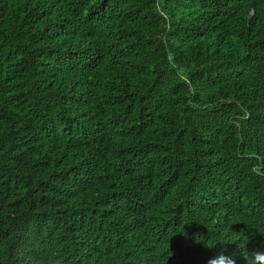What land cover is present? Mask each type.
I'll return each mask as SVG.
<instances>
[{
	"label": "trees",
	"instance_id": "trees-1",
	"mask_svg": "<svg viewBox=\"0 0 264 264\" xmlns=\"http://www.w3.org/2000/svg\"><path fill=\"white\" fill-rule=\"evenodd\" d=\"M221 251H264V0H0V264Z\"/></svg>",
	"mask_w": 264,
	"mask_h": 264
},
{
	"label": "clouds",
	"instance_id": "clouds-1",
	"mask_svg": "<svg viewBox=\"0 0 264 264\" xmlns=\"http://www.w3.org/2000/svg\"><path fill=\"white\" fill-rule=\"evenodd\" d=\"M207 264H236L234 257H227L221 251L217 256L209 258ZM248 264H264V251H256L249 255Z\"/></svg>",
	"mask_w": 264,
	"mask_h": 264
}]
</instances>
